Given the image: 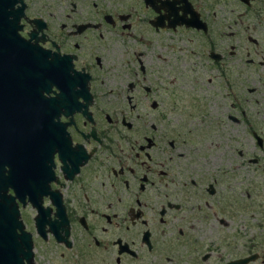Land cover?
<instances>
[{"label": "flooded vegetation", "instance_id": "obj_1", "mask_svg": "<svg viewBox=\"0 0 264 264\" xmlns=\"http://www.w3.org/2000/svg\"><path fill=\"white\" fill-rule=\"evenodd\" d=\"M2 2L0 203L13 198L32 264H264L237 243L246 226L220 208L219 177L199 176V153L195 172L173 165L185 151L170 120L208 105L173 85L212 84L213 112L263 147L264 0Z\"/></svg>", "mask_w": 264, "mask_h": 264}, {"label": "rangeland", "instance_id": "obj_2", "mask_svg": "<svg viewBox=\"0 0 264 264\" xmlns=\"http://www.w3.org/2000/svg\"><path fill=\"white\" fill-rule=\"evenodd\" d=\"M198 83L172 86L173 94L178 99L181 91L187 90L188 93L195 94L193 96L195 100L197 95H201L204 105L206 102L208 103L203 109V115L199 110H195L191 116L178 114L171 116L172 135L181 141L179 145H182L186 158L180 157V160L177 161L173 156V165L176 166L174 163L183 162L180 171L188 172L191 169L195 172L190 164L195 161L196 155L199 153L201 164L198 166L202 168L199 171L202 172L199 176L203 182L214 176L219 177V196L225 197L220 208H224V205H234V207L230 206L232 211L226 216L232 214L235 222L246 226V229L238 226L234 231L238 239L237 243L246 242L244 246L250 247L251 253L264 254V159L258 162L248 159L249 157L262 156V153L264 157V115L259 114L264 110L256 108L258 114L254 118L257 124L256 128H253L263 137V147L261 148L254 143L255 139L252 134L244 128H238V126L237 128H227V117L222 114L217 115L212 110L213 101L217 97L213 94L215 88L211 86L212 84L206 85L205 82L200 83V81ZM220 101H218L219 104ZM262 106L264 107V101ZM238 150L243 152L242 155L238 154ZM176 168L173 170L174 172H176ZM228 187L232 189L230 190ZM247 190L252 195L251 199L246 197ZM228 199L232 203L229 204ZM228 232L229 230L220 231V238L227 237ZM234 248L232 251L243 254V250L240 251L237 246ZM222 253L225 254V252ZM44 264L47 263L44 262ZM250 264L263 263L257 259Z\"/></svg>", "mask_w": 264, "mask_h": 264}, {"label": "water", "instance_id": "obj_3", "mask_svg": "<svg viewBox=\"0 0 264 264\" xmlns=\"http://www.w3.org/2000/svg\"><path fill=\"white\" fill-rule=\"evenodd\" d=\"M4 1V0H3ZM3 4L2 0H0V7ZM0 17L3 16V11L0 9ZM3 59V58H2ZM3 203H0L2 206H11L13 207V210L11 212V219L8 220H2L0 218V264H24L18 257L17 254L9 253L10 249H13L15 246V242H9L7 240V237H11V232H15L13 227H10L12 224H15V227H18L21 232H22V239H23V246L25 247L26 250V256H27V262L28 264H32L31 260L33 257V252H32V242L30 239V235L28 233H25L22 231V225L21 222L17 220L18 211L15 210V205L13 204V198H9L6 196H2ZM255 254H252L251 256L235 261V262H230L228 264H243L245 262H248L250 260L255 259Z\"/></svg>", "mask_w": 264, "mask_h": 264}, {"label": "snow or ice", "instance_id": "obj_4", "mask_svg": "<svg viewBox=\"0 0 264 264\" xmlns=\"http://www.w3.org/2000/svg\"><path fill=\"white\" fill-rule=\"evenodd\" d=\"M57 87H59V85H57Z\"/></svg>", "mask_w": 264, "mask_h": 264}]
</instances>
